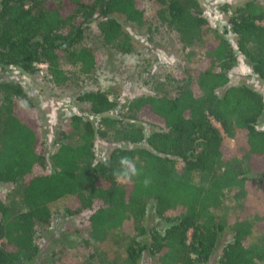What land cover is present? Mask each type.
Listing matches in <instances>:
<instances>
[{
	"label": "trees",
	"instance_id": "trees-1",
	"mask_svg": "<svg viewBox=\"0 0 264 264\" xmlns=\"http://www.w3.org/2000/svg\"><path fill=\"white\" fill-rule=\"evenodd\" d=\"M147 5L154 8L149 23ZM228 9L223 4L218 10L228 13L225 32L232 40L215 34L209 41L211 28L197 0H0V68L33 75L43 65L56 88L69 80L62 63L81 75L100 64L99 54L80 46L90 24L103 45L115 43L124 52L131 45L120 18L147 33L172 34L187 59L194 56L193 45L202 49L192 68L167 74L175 85L171 97L140 94L117 108L103 92L80 93L79 113L65 118L50 150L32 97L19 84L0 81V264L36 258L37 239L51 219L48 205L66 196L74 202L64 215L78 216L87 226L78 240L86 250L85 264H93V245L119 228L133 232L124 264L209 262L225 230L212 210L225 191L241 187L249 175L264 176V127L258 128L263 98L245 84H228L238 55L264 82V0ZM21 100H27L26 110L18 107ZM73 134L77 140L71 144ZM224 138L244 151L245 160ZM96 139L107 145L102 157L96 156ZM124 155L134 157L141 171L130 184H118L112 176ZM3 186L17 190L18 210L8 204ZM148 213L154 220L150 227L144 224ZM250 228L247 221L233 223L217 264H264V250L248 242Z\"/></svg>",
	"mask_w": 264,
	"mask_h": 264
},
{
	"label": "rangeland",
	"instance_id": "rangeland-1",
	"mask_svg": "<svg viewBox=\"0 0 264 264\" xmlns=\"http://www.w3.org/2000/svg\"><path fill=\"white\" fill-rule=\"evenodd\" d=\"M244 1L246 0H197L211 28L206 39L210 41L215 34H221L232 40L231 34L225 32L228 13H222L218 9L220 5L225 4L228 5V10H231ZM153 11L151 5L146 6L144 14L146 22L152 20ZM117 20L130 37L129 51H121L115 43L103 45L95 25L90 24L80 46L99 54L100 64L90 74L81 75L75 67L71 68L62 63L64 71L69 76L65 86L60 88L52 86L43 65H40L38 72L33 75H27L14 67L0 68V81L19 84L36 103L40 134L48 150L52 148L59 131L64 129L65 118L72 113H79L81 105L76 97L80 93L95 90L103 92L116 102L117 108L140 94L158 93L171 97L175 93V85L168 83L167 74L177 67L192 68L202 54L201 47L193 45L191 51L194 56L191 55L192 57L187 59L181 54L172 34L159 30L147 33L146 28L138 29L121 18ZM228 84H245L258 92L264 102V82L251 72L250 66L240 55L229 72ZM89 119L93 120V123L97 121V117ZM263 127L264 117L258 124V128ZM76 140V135L73 134L68 142L74 144ZM223 142L229 149L236 151L240 159L245 160L242 149H236L233 142L226 138ZM94 146L96 156L102 157L106 154L107 145L104 142L96 139ZM191 179L193 183L198 184L196 174H193ZM3 188L8 204L13 210H18L20 205L17 190L13 186ZM73 202V197L66 196L48 205L51 214L49 226L37 239L38 255L28 264H85L86 250L83 251L78 246V240L85 235L87 226L79 223L80 217H68L63 213L66 205ZM212 211L222 218L225 230L219 237L216 249L207 264H217L220 247L230 240V229L236 221H247L250 224L249 244L257 245L264 250V176L249 175V179H246L241 187H232L225 191L221 204ZM150 213L144 222L146 227L154 224ZM127 225H131L130 220H127ZM132 234L130 229H114L103 242L93 245V264H124V247ZM141 264L151 263L145 260Z\"/></svg>",
	"mask_w": 264,
	"mask_h": 264
},
{
	"label": "clouds",
	"instance_id": "clouds-1",
	"mask_svg": "<svg viewBox=\"0 0 264 264\" xmlns=\"http://www.w3.org/2000/svg\"><path fill=\"white\" fill-rule=\"evenodd\" d=\"M18 107L26 110L28 107L27 100H21ZM106 167H111L108 160L104 161ZM141 175L140 169H138L136 164V159L127 155L121 156L118 159V167L113 169L112 176L116 183L118 184H130L133 180ZM151 183L150 178H145L142 181L143 186L147 187Z\"/></svg>",
	"mask_w": 264,
	"mask_h": 264
}]
</instances>
